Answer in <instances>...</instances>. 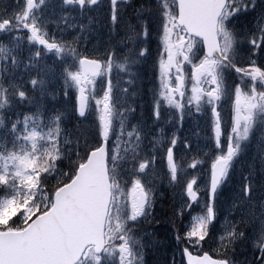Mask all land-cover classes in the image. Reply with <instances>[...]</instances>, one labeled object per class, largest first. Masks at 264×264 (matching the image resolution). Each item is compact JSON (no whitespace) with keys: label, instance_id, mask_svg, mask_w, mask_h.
<instances>
[{"label":"snow or ice","instance_id":"6c2138e0","mask_svg":"<svg viewBox=\"0 0 264 264\" xmlns=\"http://www.w3.org/2000/svg\"><path fill=\"white\" fill-rule=\"evenodd\" d=\"M50 2L51 0H26V4L21 5L15 23L12 19L0 21V44L11 37L13 45L19 48L20 45L16 41L26 39L35 49L23 61L13 55L11 57L13 71H8L6 67L0 69V89H14L13 99L19 103V107L21 109L33 108L35 93L48 81L43 71L32 73L30 69H39L41 65H44L49 70L55 71V65L47 63V58L51 55L56 63L62 65L60 69L61 87L55 93L48 92L47 95L55 103L60 99L68 100L74 93V111L78 119L75 121L74 129L69 128L66 126L69 111L57 107L45 116L47 108L44 105L33 113L18 112L7 130L3 132L4 143L0 144V149H2L0 150V197H3L0 199V217H6V219L0 224V233H27L39 229L42 225L38 222L43 221L45 217L48 218V222L56 219L60 212V202L57 197L61 192V186L57 183L49 191L48 184L50 177L62 175L57 172V161L62 162L61 142H73L70 137L72 131L75 130L80 134L75 140L77 153L81 143L80 136L84 137L83 142L86 145H91L87 149L89 157L99 158L103 153L115 147V141L121 134L123 125L114 132V93L119 90L126 94L128 89L118 88V80L114 82V61H117L118 57L124 60V63H118L119 72L122 73L128 63L134 67L142 66L143 59L149 52L147 41L150 21L146 13H151L150 7L144 8L142 5L137 8L134 19L132 16L124 15L127 7H121V5H131L133 0H119V2L118 0H107L110 35L115 37L124 33L118 43L122 48L125 45L128 47L119 53L117 48L112 46L104 52L87 54L77 47L80 40L79 34L66 39V33L61 32L58 35L57 32L49 29L50 24H56L50 16L45 17L44 9ZM37 4L40 6L39 11H36ZM103 4V0H60L61 21L66 23L69 18L76 19L79 16L83 19L87 15L88 22L91 24L93 16L89 14L90 10ZM77 26L83 31V24L72 25L70 30L74 31ZM138 39L144 41L139 50H137ZM238 43L241 46L239 49H237V44L230 39L227 47L223 49H214L209 45L206 58L205 54H202L200 60H192L189 63L188 76L191 88L187 99H185V78L179 75L183 69L176 64L175 55L173 54V57L166 63L160 62L159 83L151 109L153 126L160 123L162 110L168 111L169 116L164 120L163 126L156 128V133L152 137L153 147L150 151L153 155L151 159L146 155L143 159H137L140 156V144L137 143L134 147L125 169L129 180L135 179L137 183H143L142 177L147 173L150 165H155L157 160L155 153L159 149L164 152L166 161L170 165V180L175 185L173 182L178 181V175L174 152L177 153V147L181 143L190 154L192 149L191 142L180 135L185 122V110L190 109L187 119L198 123V118L205 114L204 109L207 107L215 133V148L221 147L222 132L226 141V154L221 152L220 155H215L214 162L211 163L213 193L211 198L214 204V194L228 180L234 161L247 150L245 145L251 144L257 125L264 124V63L260 62V54L264 52V46L257 47L254 40H249L251 45V50L247 52L249 59L241 64L236 62V57L238 51H243V40L241 39ZM214 53L220 56L219 60L216 59ZM184 59L188 60L189 57L185 55ZM21 62L24 65L22 69L19 67ZM174 68L178 72L176 78L178 86L171 83L172 78L169 75L171 69ZM225 68L230 69L227 76L224 73ZM25 74H27V79H25ZM136 75L138 73L135 71L129 72V78L125 79V83H133L131 77ZM98 78L99 85H101L99 96L96 95ZM44 95L45 93L41 92V99ZM136 95L133 93V98ZM90 97H99L95 98V105L99 106V122L95 120L93 114L95 109L89 110ZM9 106H11V101ZM225 108L228 109V117L224 114ZM124 111H128L130 115L135 114L136 107L132 105L127 110L121 109V114ZM172 111H175L177 117L174 127L172 126ZM233 112L234 116H232ZM229 118L230 125L225 123V120L229 121ZM37 119L48 131L38 130L37 127L30 125V122H35ZM81 125L85 128L94 126L92 133L86 134ZM140 127L139 122H134L128 129L127 135L135 136L136 141L140 142L142 140ZM226 128L236 134L235 138L228 135L229 130ZM42 141L45 143L42 144ZM17 142H20L18 149ZM9 143L12 145L11 148L7 147ZM260 157L264 160V148L261 149ZM179 159L183 161L184 154H181ZM191 168L196 169L197 164L192 163ZM72 178L76 179L75 173ZM244 179L243 197L245 200L252 201L256 185L251 174L245 175ZM196 184V179H191L186 183V191L192 195V199L187 206L177 209V214L182 218L185 211L188 213L193 211L191 205L197 198V192L194 191L193 186ZM260 202L264 204V192H261ZM142 214V211L138 213V215ZM208 215L211 220L197 216L191 225H185L184 239L193 246H202L208 238V225L214 222L215 218L214 207L208 208ZM179 239L177 235L178 242ZM184 252L187 254L188 249L185 248ZM186 258L187 264H192L188 255ZM102 260L103 256H100L99 261ZM79 264H84V261H80Z\"/></svg>","mask_w":264,"mask_h":264},{"label":"rangeland","instance_id":"374dc122","mask_svg":"<svg viewBox=\"0 0 264 264\" xmlns=\"http://www.w3.org/2000/svg\"><path fill=\"white\" fill-rule=\"evenodd\" d=\"M26 4V0H0V21H4L7 19H12L15 23L16 18L20 12L21 5ZM228 9L225 11V15L221 19L220 23V32L223 39H232L233 42L237 44V49L241 46L239 45V41L243 40V51H238L236 62L244 63L249 57L247 52L251 50V45L249 40H254L257 47L264 46V0H229L228 1ZM164 10H168L169 15H167V23L165 25L164 30L158 33L153 25H151L150 33H153L152 36H149L151 41L156 42L157 48L153 49L149 56L157 53L159 49L164 53L166 63L169 59L175 55V62L178 66L182 67V71L179 72L180 76L185 78L186 91L191 88V84L189 82L190 77L188 76V72L190 70L191 61L196 55L198 49H200V45L194 40L189 38L187 35L185 36L182 31H180L175 25L171 23L173 13L169 5H162ZM106 7L105 4L101 6H97L95 9L90 10V15L93 16V22L89 24L88 16L85 15L83 19L77 16L76 19L69 18L66 23L61 21V8H60V0H51V2L45 6L44 13L45 17H51L52 20L56 21V24H50L49 29L53 32H57L59 35L61 32L66 33L65 38L71 39L77 34L80 36L79 45L77 46L80 51L85 52L87 54H94L98 52H104L106 49L115 46L119 52H123L128 45H125L123 48L119 45V39H110V34L106 32L109 29L108 26V10H104ZM129 7V5H128ZM39 4H37L36 11H39ZM97 23L98 26H97ZM84 25L83 31L77 26L74 31L70 30L72 25ZM227 34V36H226ZM117 35L116 37H119ZM141 40H137V44L140 43ZM17 44L20 45L19 48H16L13 43L11 37L5 40L3 44H0V69L7 68L8 71H13V67L11 64V57L15 55L17 57L18 53L25 60L35 49L30 46L28 41H16ZM15 47V48H14ZM160 52V53H161ZM187 55L189 57L188 60L184 59V56ZM133 58H135V54H133ZM20 60V59H19ZM23 61V60H20ZM147 61V60H146ZM260 62L264 63V52L260 54ZM47 63L49 65H55V71L49 70L44 65H41V68L36 69V71L41 72L46 75L48 83L41 89H38L35 93L36 99L33 102V110L37 108H41V106L46 105L45 116L48 115L53 109L60 107L65 111H69V122H73L78 119L75 115V100L74 93L68 100H57L55 103L48 97V92L55 93L60 87L57 88L58 80L60 79V69L62 65L56 63V60L51 55L47 58ZM118 63H124V60L120 57L117 58V61H114V69H113V80L114 82L118 80V88H127L128 92L125 94L117 90L114 93L115 96V115L116 117H121L122 119H118L117 123H122L128 111H124L122 114L119 111L118 107L124 110H127L128 106V97L133 98V91L136 87V79L132 76L131 79L134 81L133 83H125V79L129 78L128 74L131 71H135L138 75H142L141 81L145 82L144 84V93L141 94L143 101L147 102V92L149 87L147 84L150 80L156 79V82L159 83L158 73L160 71L159 64H156V67H153L150 62L147 61V64L141 66V71L138 66L134 67L131 63L126 64L125 71L119 72ZM203 63V61H201ZM186 66L183 67V65ZM23 63L21 62L19 67L23 68ZM199 66V65H198ZM35 69H30L34 71ZM140 71V72H139ZM19 75V72H17ZM171 83L175 86L177 84V69H171L170 71ZM188 77V78H187ZM25 79H27V74H25ZM189 79V80H188ZM137 81H140L138 78ZM190 84V86H188ZM207 87V85H205ZM14 89H0V125L3 124L4 127L0 126V143H4L3 132L7 130V127L11 124L12 119L15 118L18 114L19 103L13 99ZM101 91V85H99V78L97 79V92ZM41 92H44L45 95L43 99H41ZM87 95V94H86ZM95 98L98 97H90L89 98V110L95 109L94 115L95 120L99 122V106L95 105ZM179 98V97H177ZM186 98V94H185ZM11 101V106L13 104L16 105V109L9 106V102ZM49 105V106H48ZM87 111V110H86ZM190 109L185 110V122L184 126L180 131V135L182 138H186L192 144L191 154L188 150L184 149L183 143L178 145L177 153L174 152V162L177 165V175L178 181L173 183L183 182L184 185L180 188L175 187L172 188L170 183V175L171 169L169 163L166 161L165 154L163 151L157 149L155 155L157 160L155 161V165H150L146 174L143 175L142 180L143 183H137L135 179L129 180L128 175H122L121 181L119 184V190L116 185H114V192L117 195L118 191L123 189L126 192L123 199L127 201L128 206H117L111 216L109 217V223L107 226V240L115 237H120L122 233V226L124 224L125 219L129 220L133 218L134 214L137 211V206L135 204L136 194L144 193L146 196L152 193V187L154 181H159L164 183L165 191L167 194H173L175 192V199L179 208L181 206H187L189 201L192 199V195L187 193L186 191V183L190 182L191 179H196L197 184L193 186L194 191L197 192L196 201L193 202L191 206L196 209H206L208 210L210 207H214L215 210V218H214V228H213V237L212 243L215 251L217 253H224L225 255L236 254L237 256H241L243 258V262L245 264L252 263L255 254H252L258 247H264V204H261V192H264V160H261L260 152L261 149L264 148V143L262 142V136L260 135V129H263L264 124H258L255 132L252 136L251 144L245 145L246 151L240 155L233 163L232 170L229 174L228 180L219 187L214 194V204L212 200V189H211V180H212V169L211 163L214 162V156L220 155L221 152L226 154V145L222 143L224 140L221 138V147L219 149L215 148V133L213 130L212 122L208 123V118L199 117L198 123H193V120L187 119V115ZM164 116H166V112L163 111ZM225 114V113H224ZM119 115V116H118ZM227 119L225 120V122ZM234 124V120H232ZM30 125L37 127L38 130L48 131L47 128H44L40 123L39 119L35 122H30ZM173 127L175 125H172ZM94 127V126H93ZM93 127L85 128L84 125H81V128H84L86 134H90L93 131ZM171 130V128H170ZM264 131V129H263ZM262 131V132H263ZM230 134L235 138L236 134L230 132ZM73 141V139L70 137ZM43 142V141H42ZM19 143L17 142V149L19 148ZM45 143V142H43ZM64 147H66L65 154L61 151L62 157L66 155H71L72 151L69 148V143L61 142ZM72 143V142H71ZM11 143L9 144V148H11ZM153 147V143H141L139 152L140 156L137 159H143L145 155L151 159L153 153L150 149ZM2 150V149H0ZM133 150L125 149L123 156L121 157L120 167L123 169L122 171L125 173V169L127 168V161L131 158ZM114 152L119 154L121 149L114 148ZM184 154V160L181 161L179 156ZM187 163L188 165H184L183 171H181V164ZM196 163L197 168L192 169L191 164ZM166 169V172L164 171ZM187 170V171H185ZM252 175V179L256 187H254V195L252 197V201L245 200L243 197V186L245 184V175ZM169 179V180H168ZM122 184H127L124 188ZM208 192L210 194V204L206 205L201 200V194ZM119 196H116L118 199ZM3 197H0L2 199ZM114 199V195H113ZM127 209V212L125 211ZM152 209V206L149 209L146 208L148 212ZM161 210L158 212L160 214ZM208 213V212H207ZM206 212L201 213L193 212L191 213V219L185 225H191L193 220L197 216H202L206 220ZM208 215V214H207ZM209 216V215H208ZM4 217H0V224H2ZM239 222V224H238ZM243 223V225L240 224ZM215 223L217 225H215ZM242 226V228H240ZM186 228L184 226L183 232H185ZM244 235L245 239L248 243L249 253L245 254L247 248L242 249L241 251H236L233 249L235 242L239 240L240 236ZM146 234H141L130 241V243L126 244L127 252H124V248L121 246H116L111 244L105 250L103 256V260L99 261V258H96L92 250H89L88 254L85 256L84 264H129L132 261L135 253L133 252L134 243L140 242L142 239L146 238ZM150 244V241L147 240ZM232 246V248H231ZM244 252V253H243ZM130 253L131 257L128 260L126 255ZM133 253V255H132ZM244 256V257H243ZM264 264V261L262 262Z\"/></svg>","mask_w":264,"mask_h":264},{"label":"water","instance_id":"95a60500","mask_svg":"<svg viewBox=\"0 0 264 264\" xmlns=\"http://www.w3.org/2000/svg\"><path fill=\"white\" fill-rule=\"evenodd\" d=\"M225 0H191L189 15L182 21L190 35L219 49L216 22ZM214 55H216L214 53ZM219 56V55H216ZM107 151L90 157L57 197L60 212L53 222L45 217L39 229L27 233H0V264H76L88 245L100 254L104 247L103 227L111 195L106 169ZM100 249V251H98ZM192 264H206L190 257ZM187 261V259H186Z\"/></svg>","mask_w":264,"mask_h":264},{"label":"trees","instance_id":"16d2710c","mask_svg":"<svg viewBox=\"0 0 264 264\" xmlns=\"http://www.w3.org/2000/svg\"><path fill=\"white\" fill-rule=\"evenodd\" d=\"M134 92L137 95H136V99H132L131 100V104H135L136 107L138 106V104H140L143 107H145V103H144V101H143V99L141 97V94L144 93V89L143 90L138 89V90H135ZM22 110H27V109H22ZM28 111L32 113V112H35L36 109L32 110V108H31V109H28ZM135 117H136V113L135 114H131V116L128 117L129 120H130L129 128L134 123ZM144 118L148 119V116L144 115ZM140 124H143L142 121H140ZM79 135L80 134L77 132V136H79ZM80 137H82V136H80ZM80 140H81V143L79 144V151L78 152H82L84 154L82 159H79V157H77L73 161V155L77 153V146H76L75 143H73L72 146L74 148V152L75 153L73 155L72 154L71 155H66L64 157V159L62 160V162L61 161H57V165H58L57 172L58 173H62V176L64 178L67 177V179H70L73 176V174L75 173L77 166L84 161L85 156L87 155V149L89 148L90 145H86L83 142L84 139H80ZM57 183H58V180H57V176L56 175L50 177L49 178V184H48L49 191H51L53 186H55ZM160 204H162L163 207H164V204H166L167 208L169 207L167 204L171 205L169 207V213H168L167 216L164 217V220L165 221L174 220L175 216H174V209H173L172 203H170L169 201L168 202L163 201V202H160ZM41 210L43 211V209H41ZM164 242L165 241H162V243H164ZM168 255H169L168 247L158 244L157 247L153 249V252H151V254L149 256V260L147 261V264H173L172 260L170 259V257Z\"/></svg>","mask_w":264,"mask_h":264},{"label":"flooded vegetation","instance_id":"af4514ba","mask_svg":"<svg viewBox=\"0 0 264 264\" xmlns=\"http://www.w3.org/2000/svg\"><path fill=\"white\" fill-rule=\"evenodd\" d=\"M263 137H264V131H263ZM264 142V140H262Z\"/></svg>","mask_w":264,"mask_h":264}]
</instances>
